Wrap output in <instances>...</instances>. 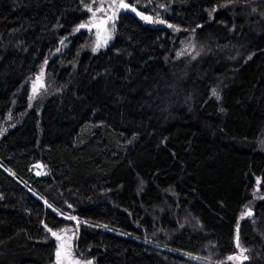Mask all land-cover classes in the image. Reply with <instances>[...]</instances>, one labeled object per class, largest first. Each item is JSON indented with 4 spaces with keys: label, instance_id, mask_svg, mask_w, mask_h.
I'll return each instance as SVG.
<instances>
[{
    "label": "trees",
    "instance_id": "trees-1",
    "mask_svg": "<svg viewBox=\"0 0 264 264\" xmlns=\"http://www.w3.org/2000/svg\"><path fill=\"white\" fill-rule=\"evenodd\" d=\"M85 2L0 0V264H264V0Z\"/></svg>",
    "mask_w": 264,
    "mask_h": 264
},
{
    "label": "rangeland",
    "instance_id": "rangeland-1",
    "mask_svg": "<svg viewBox=\"0 0 264 264\" xmlns=\"http://www.w3.org/2000/svg\"><path fill=\"white\" fill-rule=\"evenodd\" d=\"M124 2L125 0H123ZM120 3L121 0H86L83 4L86 17L80 26H86L80 27V29H83L88 35L86 46L90 51L97 52L103 49L113 39L117 14L121 8L119 7ZM52 89V82L44 76L42 71L29 79L26 84V91L34 104L42 103ZM9 123L11 122L7 124ZM260 143L264 145V137ZM34 172L38 174L37 170ZM52 232L57 233L61 240L52 236ZM50 234L56 243L55 264H57L58 247L61 251V264H88L89 261L91 264H95L91 257L78 255L75 252L74 241L78 235V223H69L56 230H51Z\"/></svg>",
    "mask_w": 264,
    "mask_h": 264
},
{
    "label": "snow or ice",
    "instance_id": "snow-or-ice-1",
    "mask_svg": "<svg viewBox=\"0 0 264 264\" xmlns=\"http://www.w3.org/2000/svg\"><path fill=\"white\" fill-rule=\"evenodd\" d=\"M119 7H121V8H127V7H129V6L126 5V4H124V3H123V0H121V3H120V5H119ZM85 26H86V25H81L80 27H85ZM214 94H215V93H214ZM247 214H248V215H251L250 212L247 213ZM72 219H75V218L73 217ZM48 231L51 232V229H48ZM51 234H52V236H54L57 240H61V237H60L59 235H57V233L52 232ZM56 256H57V264H61V261H60L61 251H60V248H59V247H58V249H57ZM229 259H231V257H230ZM88 264H91V261H89Z\"/></svg>",
    "mask_w": 264,
    "mask_h": 264
},
{
    "label": "water",
    "instance_id": "water-1",
    "mask_svg": "<svg viewBox=\"0 0 264 264\" xmlns=\"http://www.w3.org/2000/svg\"><path fill=\"white\" fill-rule=\"evenodd\" d=\"M126 5H127V4H126ZM130 9H131L132 11H134L133 8L130 7ZM137 16H138V17H141L142 15H141V13H139V14H137Z\"/></svg>",
    "mask_w": 264,
    "mask_h": 264
}]
</instances>
